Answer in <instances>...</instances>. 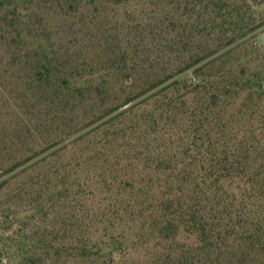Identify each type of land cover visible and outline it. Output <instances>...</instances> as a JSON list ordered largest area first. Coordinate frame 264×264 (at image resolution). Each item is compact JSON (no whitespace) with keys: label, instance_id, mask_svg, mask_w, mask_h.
Segmentation results:
<instances>
[{"label":"trees","instance_id":"1","mask_svg":"<svg viewBox=\"0 0 264 264\" xmlns=\"http://www.w3.org/2000/svg\"><path fill=\"white\" fill-rule=\"evenodd\" d=\"M35 1L0 0L1 77L23 86L0 135L48 134L23 159L49 168L32 210L44 217L68 196L87 215L67 241L12 234L0 264H135L112 229L138 219L169 244L149 264H264V49L253 44L264 0H47L83 22L90 53L85 40L38 35ZM96 191L98 219L82 199Z\"/></svg>","mask_w":264,"mask_h":264},{"label":"rangeland","instance_id":"2","mask_svg":"<svg viewBox=\"0 0 264 264\" xmlns=\"http://www.w3.org/2000/svg\"><path fill=\"white\" fill-rule=\"evenodd\" d=\"M29 12L37 16L36 23L33 24V27L38 30L37 34H47L48 37L50 35V40H47L49 44H57L60 42V38H63L62 40H65V43L79 38L81 43L83 40L88 42L85 47L89 44L87 50H82L84 53L87 51L90 53L91 49L95 51L94 47L99 48L96 39H91L88 36L89 34L87 35L88 32L85 30L86 27L82 24L83 22L70 17H61L47 0L32 2L29 5ZM101 21L102 17L100 20L98 19V22ZM90 26L92 27V25ZM259 32V36L253 40V44L264 49V27ZM39 40L44 44L46 43L43 38ZM2 53L0 50V60L3 57ZM1 74H4L3 69L0 70V130H3L9 129L10 125L15 122L14 107L17 103L22 106L17 97L18 91L23 89V86L21 85L19 89L15 86L16 81L13 78L15 72L11 71L6 78H2ZM24 112H26V109H24ZM47 135L45 133L31 137L27 142H18L15 139L9 141V143L5 142L0 135V167L3 166V171L0 173V249L7 246V241H15L11 238L12 234L17 232L29 233L37 227H41L44 231V241H54L52 235L56 232L59 233L61 238L55 241H67L63 236L66 233V238L69 239L72 223H81V221L76 220H85L86 218V208L75 206L72 198L68 196L52 197L49 200L50 203L47 202L44 217H41L39 213L30 208V205L35 204V199L38 197L42 185L39 176L49 171V168L46 166L47 163L38 162L41 156L34 157L26 162H23V159L26 155H30V152H28L30 149H36L41 142H44V139H48ZM11 137L14 138V134ZM18 161L20 163L15 170L9 173L4 171V169ZM46 179H50L52 185L56 177L52 174L46 176ZM47 181L45 182L47 183ZM24 186H26V189L21 190ZM47 197L48 195L44 194V198L48 201ZM82 199L88 208L94 209L95 219H98L103 212V208L99 206L101 194L96 191L94 197L83 196ZM142 220L116 222L112 229L115 235L123 237L130 245L131 259L135 261V264H149L150 257L152 258L156 252H166L169 249V244L161 239L157 233L150 230L147 224L142 227ZM82 226L75 225L76 231H81ZM192 241H194V238H188L187 234L184 237L180 234L177 240L180 245L191 244ZM229 244L235 246L236 249L241 247L240 244H235L234 241ZM251 253V256H254L255 253ZM63 257V261H66V257ZM1 264H9L5 256L2 257ZM66 264L102 263L100 261L75 259Z\"/></svg>","mask_w":264,"mask_h":264}]
</instances>
